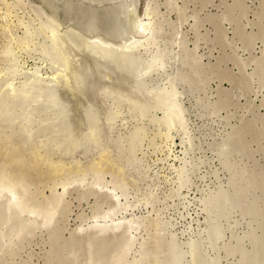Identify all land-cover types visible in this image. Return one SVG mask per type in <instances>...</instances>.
I'll use <instances>...</instances> for the list:
<instances>
[{"label":"rangeland","instance_id":"1","mask_svg":"<svg viewBox=\"0 0 264 264\" xmlns=\"http://www.w3.org/2000/svg\"><path fill=\"white\" fill-rule=\"evenodd\" d=\"M49 2L0 0V264H264V0Z\"/></svg>","mask_w":264,"mask_h":264},{"label":"bare ground","instance_id":"2","mask_svg":"<svg viewBox=\"0 0 264 264\" xmlns=\"http://www.w3.org/2000/svg\"><path fill=\"white\" fill-rule=\"evenodd\" d=\"M51 6L54 7V10L61 12L60 10L63 9L62 2L60 3L59 0H50ZM49 2V3H50ZM64 2V1H63ZM67 1H65L66 3ZM138 0H68L67 7L64 5L65 9V17L66 19L73 20H90L94 23L101 24L108 29H119L122 28L123 24H127V19L133 15L137 11ZM52 7V8H53ZM63 9V10H64ZM62 10V11H63ZM62 13V12H61ZM137 14V13H136ZM64 16V13H63ZM62 16V17H63ZM138 17L137 15L135 16ZM139 19H137L138 21ZM66 21V20H65ZM140 21V20H139ZM138 21V22H139ZM48 22V21H47ZM144 22V21H143ZM142 22V24H143ZM146 22V21H145ZM60 23V22H59ZM141 22H139L140 24ZM147 23V22H146ZM56 24V23H55ZM122 24V25H121ZM145 24V23H144ZM72 25V24H71ZM126 26V25H125ZM58 27V25H57ZM69 27V26H68ZM124 27V26H123ZM128 27V26H127ZM143 27V25H142ZM142 27H140L142 29ZM145 27V26H144ZM139 28V27H138ZM69 29V28H68ZM78 29V28H77ZM85 29V28H84ZM135 29V28H134ZM146 29V28H145ZM70 30V29H69ZM76 30V29H75ZM94 30V29H93ZM97 30V29H96ZM105 30V29H104ZM139 30V29H138ZM143 31L144 28H143ZM79 32V31H78ZM95 32V31H94ZM98 32V31H97ZM109 32V31H108ZM139 33V32H138ZM104 34V32H103ZM115 34V32H114ZM122 34V32H121ZM113 35V34H112ZM120 35V34H119ZM84 36V35H83ZM90 36V35H89ZM95 36V35H94ZM98 36V35H97ZM118 36V35H117ZM116 36V37H117ZM115 38L112 36L110 38ZM130 37V36H129ZM88 39V38H87ZM93 39V37H92ZM97 39V38H96ZM95 39V41H97ZM116 39V38H115ZM100 40V39H99ZM123 40V38H121ZM92 41V40H91ZM140 42V40H139ZM94 46V45H93ZM87 47V46H86ZM69 48V47H68ZM109 48V47H108ZM76 50V49H75ZM79 51V50H78ZM92 51V50H91ZM95 51V50H94ZM86 52V51H85ZM101 52V51H100ZM81 55V54H80ZM77 58V57H75ZM106 60V59H105ZM95 62V61H94ZM103 62V61H102ZM108 62V61H107ZM99 63V62H98ZM104 63V62H103ZM101 66V65H100ZM115 66V65H114ZM99 71V70H98ZM52 72V70H51ZM107 74V71H105ZM56 74V73H55ZM105 74V75H106ZM62 76V75H61ZM54 78V77H53ZM112 78V77H111ZM108 80V79H107ZM114 80V79H112ZM116 80V79H115ZM54 82V81H53ZM108 84V83H107ZM62 86V85H60ZM73 89V88H72ZM70 98V97H69ZM73 100V99H71ZM8 114V112H7ZM6 114V115H7ZM13 114V113H12ZM5 115V114H4ZM37 158V157H36ZM12 196V195H11ZM7 198V197H6ZM19 199V198H18ZM9 200V199H8ZM7 201V200H6ZM12 201V200H11ZM16 201V200H15ZM9 203V202H7ZM12 203V202H11ZM10 206V205H9ZM12 215V214H11ZM91 258V256H90ZM92 260V259H90Z\"/></svg>","mask_w":264,"mask_h":264}]
</instances>
